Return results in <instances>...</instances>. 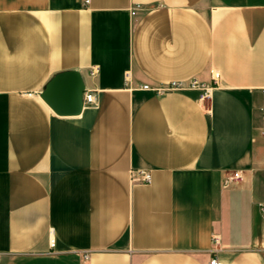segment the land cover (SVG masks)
I'll return each mask as SVG.
<instances>
[{"label":"crops","instance_id":"obj_1","mask_svg":"<svg viewBox=\"0 0 264 264\" xmlns=\"http://www.w3.org/2000/svg\"><path fill=\"white\" fill-rule=\"evenodd\" d=\"M64 71L77 116L39 96ZM212 72L205 107L139 88ZM262 88L264 0H0V264H209L213 235L264 264Z\"/></svg>","mask_w":264,"mask_h":264},{"label":"built area","instance_id":"obj_2","mask_svg":"<svg viewBox=\"0 0 264 264\" xmlns=\"http://www.w3.org/2000/svg\"><path fill=\"white\" fill-rule=\"evenodd\" d=\"M131 15H134V13H131ZM95 72L96 71L93 69L90 75H94ZM217 81H218V73L212 72L211 73L212 83H204L195 78H191L186 81H170L164 84H157V85L143 84L139 88L142 91L151 92L155 95H162L174 91L196 90L199 91L200 93L198 97L199 103L202 105V107H205L211 98L213 85H216ZM260 92L264 97V88H262ZM82 103L83 106L95 105L96 99L94 93L91 91H84L82 96ZM261 113H262V119L264 120V107L261 109ZM260 135L264 139V127L260 130ZM240 179H241L240 174L234 173L231 177H228L223 181V185L230 186L231 184H233L234 182ZM131 181L133 183L149 184L151 182V175L148 171H144V170L132 171ZM262 213L264 214L263 207H262ZM211 241L213 245L212 253L214 256L210 258L209 264H221V262L217 259V257H215V255L220 251L219 248L220 240L216 235H213L211 237ZM49 243H50V247L52 248L54 245L53 240L50 239ZM82 258L84 260H87L88 258L87 253H83Z\"/></svg>","mask_w":264,"mask_h":264},{"label":"water","instance_id":"obj_3","mask_svg":"<svg viewBox=\"0 0 264 264\" xmlns=\"http://www.w3.org/2000/svg\"><path fill=\"white\" fill-rule=\"evenodd\" d=\"M85 85L77 71H64L54 75L40 93L41 100L60 117L77 116L83 109Z\"/></svg>","mask_w":264,"mask_h":264}]
</instances>
